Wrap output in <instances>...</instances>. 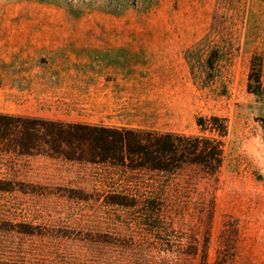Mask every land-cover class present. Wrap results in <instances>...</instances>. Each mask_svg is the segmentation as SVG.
Instances as JSON below:
<instances>
[{
  "label": "rangeland",
  "instance_id": "374dc122",
  "mask_svg": "<svg viewBox=\"0 0 264 264\" xmlns=\"http://www.w3.org/2000/svg\"><path fill=\"white\" fill-rule=\"evenodd\" d=\"M0 112L186 135L201 116L228 123L221 171L198 184L212 211L107 204L89 164L1 155L20 185L0 191V264H264V0H0Z\"/></svg>",
  "mask_w": 264,
  "mask_h": 264
},
{
  "label": "trees",
  "instance_id": "16d2710c",
  "mask_svg": "<svg viewBox=\"0 0 264 264\" xmlns=\"http://www.w3.org/2000/svg\"><path fill=\"white\" fill-rule=\"evenodd\" d=\"M261 69L255 76L261 89ZM200 133H161L129 127L63 122L0 112V156H44L89 164L114 188L104 202L158 211L164 203L180 205L194 198L212 211L215 196L200 191L204 179L216 178L224 164L228 123L219 116L199 117ZM209 132V134H207ZM20 185L1 176L0 191Z\"/></svg>",
  "mask_w": 264,
  "mask_h": 264
},
{
  "label": "crops",
  "instance_id": "0c3cea01",
  "mask_svg": "<svg viewBox=\"0 0 264 264\" xmlns=\"http://www.w3.org/2000/svg\"><path fill=\"white\" fill-rule=\"evenodd\" d=\"M122 62H130V58L129 57H124V58H122V60H121ZM109 87V88H111L112 87V85H111V79H106V82H105V88L106 87Z\"/></svg>",
  "mask_w": 264,
  "mask_h": 264
}]
</instances>
